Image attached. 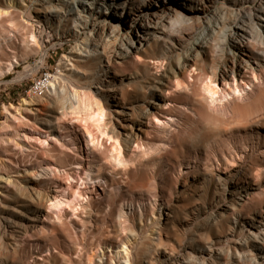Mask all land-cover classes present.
Returning a JSON list of instances; mask_svg holds the SVG:
<instances>
[{"label": "bare ground", "instance_id": "6f19581e", "mask_svg": "<svg viewBox=\"0 0 264 264\" xmlns=\"http://www.w3.org/2000/svg\"><path fill=\"white\" fill-rule=\"evenodd\" d=\"M33 14L42 16L58 35L91 33L73 53L62 57L57 65L58 73L52 74L51 82L34 91L38 97H47L49 101L45 117H36L33 123L41 126L44 133L41 143L48 145L43 150L45 153L40 151L51 160H45L43 165L41 161L39 165L38 160V165L21 164V160L14 161L9 156L12 153L17 158V153H8V147L6 151L2 149L8 143L5 142L7 138L15 148L21 149L20 152L31 148L29 143L21 142L23 137L20 131L14 130L16 127L12 123L24 122L23 113L29 110L31 113L30 108L35 103L24 99L17 106L3 107L7 119L0 128L3 146L0 147L3 150L0 151V264H30V261L32 264H264V200L259 210L248 209L245 216L242 214L247 206L258 208L253 204L255 189L250 185L253 180L246 181L253 174L248 169L241 171L239 176L214 175L218 184L223 185L224 200L229 204L224 203L213 218H207L206 226L200 225L192 235H189L191 222L187 224L191 210L179 214L174 205L164 202L161 194L156 195L154 204L150 203L152 212L158 208L152 221L150 216L153 215H146L142 209L137 220L130 212L131 219L126 205L118 208L115 203L110 205L107 199L110 190L129 194L128 186L121 184L120 179L131 169L145 170L149 178L156 170L168 172L176 168L168 159L180 153L177 146H183V151L185 146L180 132L184 129H177L181 121L176 112L185 111L193 115L192 119L200 118L209 108L206 104L215 105L218 101L215 96L220 93L224 100L230 96L238 100L240 94L244 98L242 93L248 96L264 82V0H0V18L5 15L2 18L7 20L8 16L14 25L19 23V28L24 26L22 19ZM30 34L27 42L39 48L36 36ZM9 36L8 41L12 39ZM11 47L7 50L10 53ZM10 53L0 55V76L20 65ZM46 61V53H40L39 63L33 69L39 70ZM198 82L203 83L198 86L200 90L195 88ZM195 94L200 99L194 97L196 101L191 104L189 98ZM72 115L80 125L72 122ZM208 116L207 119L204 116L205 121L211 118ZM68 117L72 121L67 122ZM208 131L205 130L200 138L198 135V147H206ZM24 137V140L31 138L27 134ZM200 157L197 154L184 160L176 157L178 171L200 168L197 166ZM227 157L230 159L231 155ZM57 158L60 161L64 158L66 164H58ZM202 168L208 176L210 168ZM61 169L68 174V170L80 172L76 175L82 183L70 182L61 191L53 190L52 176ZM258 171L253 175L255 179L260 174ZM225 172L229 171L221 173ZM139 174L142 175L134 173ZM193 179L195 184L200 183L199 178ZM97 185L107 193H98ZM94 191L98 200L90 199ZM130 194L133 201L135 196ZM206 206H193L191 212L195 217L204 215ZM107 209L111 212L110 222L115 225L101 230ZM231 214L234 221L230 223L225 219ZM72 216H76L75 220H71ZM59 229L66 236L71 230L70 236L74 234L73 237L80 236L83 240L89 234L98 236L92 238L91 235L89 243L85 239L87 244L81 243L78 237L80 243L75 245L74 251H56L43 237ZM66 239L68 243L69 235Z\"/></svg>", "mask_w": 264, "mask_h": 264}, {"label": "rangeland", "instance_id": "374dc122", "mask_svg": "<svg viewBox=\"0 0 264 264\" xmlns=\"http://www.w3.org/2000/svg\"><path fill=\"white\" fill-rule=\"evenodd\" d=\"M62 16L65 18V13H63ZM2 17H5V15L1 16V18H0V20H1L0 21V40L2 39L0 41V45L2 46V47L0 46V49H1L0 55L1 54H5V52L10 53V52L7 51L9 49L8 47H11L13 45V48L11 47L12 51H11L10 54H11V56H12V58L14 60H18L19 61L20 65L16 66V68L13 71H11V73H5L6 74L5 76L2 75L3 77L0 76V128L3 127L2 125L6 122V119H7L6 116H5V114H3V109H4L3 107L4 106H8V105H11V104L17 106L24 99H27L28 101H32L33 100V104L34 103L35 104H34V106H32L30 108V109L33 110V111L31 110L32 111L31 113H30V110H29V113H27V114L25 112H24L25 114L23 113V116L25 118L23 120L24 122H22V120H21V123H20V121H16V122L12 123V124H14L13 127L14 126L16 127V129H14V130L20 131V133H21V135L23 137L22 138L23 140H21V142L23 141L22 143H24V144H28L29 143L28 146H31V148L29 147L27 149L28 151L24 148V150L22 151L24 153H22V152H20L21 149L19 150V149L15 148V144L13 142L12 143L14 145H10L12 143L9 142L10 141L9 138H7V139L5 138L6 139L5 142L8 141L9 144L6 142L7 145L6 144L3 145L5 148L1 144H0V147L1 148L3 147L2 149L5 150V151L8 148H10V149L7 150L8 153L10 151L13 152V153H15V154L17 153L16 156L19 155L17 158L15 157V155L12 156V153H10L9 156L13 157V160L14 161H18V159H19V162H20V160H21L22 161L21 164L22 163L24 164V163H27L28 162L27 164H29V163L30 164L36 163V165H38L40 163V161H41V163L43 165V162L45 160H47V159L48 160H51V158L49 159L47 155H45L47 157L44 156V153H45L44 151H45V148H46V145H47V144H45V146H43L44 144L41 143L44 140V137H43V134L44 133H42L43 131H42L41 126H39L38 123H36V125H37L36 126L33 122H34V120H35L36 117L37 118H39V117L40 118L41 117H45V115H46L45 114V111L47 110L49 101L47 100L48 99L47 97L44 98V96H42L43 99H41L40 98L41 96L38 97L35 93H32V87H33L34 83L36 82V80L41 75L39 73L38 68H35V69H33V68L37 65V62H39L40 53H43L44 52V53H46L47 61L42 66V68L43 67L44 68H47L49 71H52V73L54 74L56 72V69H58L57 65L59 64V62L62 59V57L64 55H70L71 53H73L76 50V47L79 46L80 44H82L83 41L85 40L86 36L88 34H90L91 32L90 31H85V33H83L81 35H74V34L73 35L72 34H65V35L64 34H61V35H58L53 30V28L47 23V21L42 16L37 15V14H33L32 16H26V17H24V19H22V20H24V23L22 21V23L24 24V26L23 25H22V27L20 26L21 28H19V25H18L19 23L18 24L15 23V25H14L13 21L8 19V16H7V20H6V18H2ZM10 19H12V18H10ZM8 20H9V23H8ZM10 21H12V23ZM16 25H18V26H16ZM12 28H13V30H12ZM29 28H30V30H28ZM20 29L22 30L21 32H20ZM17 30H18V32H17ZM30 32H31V34H34L36 36V38L38 40L37 42L39 44V48H36V47L35 48L36 49H39L40 51L39 50H36L34 48L32 42H30V43L27 42L28 39L26 37L29 36V33ZM9 35L12 36V39L10 41H8V39L11 38ZM7 36H9L10 38H7ZM6 40H7V42H6ZM2 41H5V42L3 43ZM5 43L7 45H5ZM31 44H32L33 48L31 47ZM4 45H5V47L7 46V49L4 47ZM8 45H10V46H8ZM2 52H4V53H2ZM3 63L6 65V60L3 59ZM5 65H3V67H5ZM57 73H58V70H57L56 74ZM66 82H67V80H66ZM200 83L203 85L202 82H200ZM200 83L198 85L195 84L197 86V87H195V88H197V90H200V87L202 86ZM198 86H200V87H198ZM247 90H249V89H247ZM242 94L246 98L245 97L243 98V96H240L241 95L240 94L238 97H241V99L239 98L238 100L235 99V98H232L233 96L232 97L230 96V97H228V98H226L224 100V99H222L223 98V95L220 93L218 95L220 98L222 97L221 98L222 101H220L221 99H219L218 96H215V98L217 97L216 99L218 100L217 102L214 103L215 105H212L211 104L212 105L211 106L210 104H208V106H207V104H206V107H209V108H207L204 112L206 113L208 111L207 116L209 115L208 117H211L212 118V120H210L211 118H209V120H206L207 122L205 121V118L207 119V116L203 112L201 113L202 114V117L197 118V119L196 118L195 119L194 118L192 119V116L193 115L191 114L192 116H190L189 114H186L185 111H178V113L176 112V114L178 115V119H180L179 122L181 121L180 122V125L178 123V126H180L181 128L180 127H177V129H180V130L184 129V131L182 130L183 132L180 131V130L179 131L181 132L182 142H183V144L185 143L184 144L185 145L184 146V151H183V146L180 145L181 148H182V150H181L180 146H177V149L176 150L178 152H180V153H178V154H172L173 155V156L171 155L172 158L170 157L168 159L169 160L168 162L171 163V164H173L174 167H176V168H172L168 172L166 170H163V172L162 171L160 172V170L159 171L156 170V172L154 174H152V175L150 174L149 175V178L146 177V175L148 176V174L145 175V170L131 169V170L127 171L128 174L125 173L124 178H122V180L120 179V182H121V184L122 183H124V184L126 183V185L128 186V189L130 191L129 194L132 193V195L134 194L135 197L133 198V201H132L131 200V194L130 195L128 193L123 194L122 191H121V193H119L120 190H119V192L117 190H114V192H115L114 193L112 190H110V193L107 194L109 197L111 196L112 198L111 197L110 198L113 200V201H111L109 197L107 198V199H109L108 202L110 203V205H112L113 203H115L116 207H118V208L121 207V205H122V207H125L124 205H126V207H125L126 208V212L128 213V215H129V217L131 219H132L131 214L132 215L134 214V216H133V219L134 220H137L139 218L140 213H141V209H142V211L145 212L146 215H148V216L153 215V216H150L151 217V221L154 220L155 219V216L158 214L157 213L158 212V208L155 210V212L153 211L154 212V214H153L152 210L150 209V207H152V206H150L151 205L150 203H153L154 204V201L156 200V199L154 200V198L157 197L160 194L162 195L161 198L164 199V202L170 203V205L171 204L174 205V207H176V209L179 210V214H181V215H183V212L182 211H184V210L186 211L184 213H189V211L190 210L192 211V209H194L195 206H201V205L206 206L207 205L206 206L207 213L204 214V215H202V214L196 215L197 218L190 211V214H191L190 217L191 218L189 217V219L187 221L188 222L187 224H189L191 222L190 223V229L191 230H189V235H192L200 225L203 226L205 224L204 226H206L207 218L208 217L213 218L215 216V214H216V211H218L224 203L229 204V201L228 200L227 201L224 200L225 197H224V194H223L224 193L223 185L222 184L219 185L218 182L216 181V179L214 177L217 174L224 175V177H226L228 174L229 175H233V176H239V174H240L241 171L243 172V170L248 169L253 174L252 175L250 174L247 177L246 181H248L250 183L253 180L250 183V185H252V187L256 190V191L254 190V193L257 194V197H255V194L253 195L254 196V199H255L254 202H253V204H254V206L257 205L258 208L256 206H255L256 207L255 208L252 205H250V206H252L251 207L252 209H251V208H249L250 206H247L246 209L245 208L242 209L243 210L242 211V214L245 216L246 213L249 212V210L250 211L252 210L253 212H255L256 210H259V208L264 204V203L262 204V202H261V200H264V191H262V190H264V171H263V169H264V158H262V157H264V121H263L264 120V82H261L255 88V91L252 94H249L248 96L246 95V93H242ZM195 95L191 96L192 99H191V97L189 98V100L191 101V104L195 103L196 100L200 99V96L198 97L197 95L196 96ZM201 95H203V94H201ZM194 97H198V98H195L196 99L195 100ZM39 98L41 100H38L37 101V99H39ZM231 98H232V100H231ZM242 99H245V100H242ZM34 100H36V102ZM184 100L186 101V100H188V98H185ZM189 100H188V103H190ZM230 101H232V102H230ZM233 101H234V103H233ZM191 104H190V106H191ZM211 107H213V108L211 109ZM209 110H211V111H209ZM26 112H28V111H26ZM179 115H180V117H179ZM74 116L75 115H72V117H71L72 120L75 119ZM204 116H205V118H204ZM71 119H70V117H68L67 122H69V120H71ZM25 120H26L27 123L25 122ZM27 120H29V122ZM192 120H195V122L192 121ZM198 120H199L200 123L198 122ZM208 121H210L209 123L214 124V125H212V126L209 125L208 124ZM258 121H259V123H258ZM72 122L74 124H79L80 125V122H78V120H74ZM72 122H70V123H72ZM22 123H23V125L25 127L22 126ZM206 123L208 125H206ZM25 124H27V125H25ZM83 124H84V122H83ZM232 124H234V125L232 126ZM27 126H28L29 129L27 128ZM202 127H204V128L202 129ZM220 127H222V130H221ZM36 128H37V130H36ZM209 129H210L211 132L208 131ZM205 130H206V132L208 131L209 134H208L207 141H206L207 142L206 143V147L205 148H201V147H198V145L196 143L199 140L198 141H196V140L198 139V135L199 134H200L199 135V138L201 137V135L205 134ZM185 131H188V132H185ZM26 134H27V136H29V138L31 137L30 139L32 141L30 139H27V138H26L27 140H24L25 139L24 135H26ZM78 134H80L79 131H78ZM182 134H184V135H182ZM194 137H197V138L193 140ZM213 137H215V138H213ZM102 138L103 137H101L100 140H102ZM34 139H36V140H34ZM186 139H188V140L186 141ZM37 140H38V142H37ZM25 141H27V142H25ZM28 141H30V142H28ZM258 141H260L261 143L258 142ZM190 142H191V145H190ZM251 142H252V144H251ZM83 143H84V141H82V145H83ZM110 143L111 142H109L108 145H110ZM244 146H246V147H244ZM255 146H256V148H255ZM258 146L260 148H258ZM242 147H244L245 150ZM1 148H0V151H3ZM13 148L14 149H17V150H14ZM193 148H195V149H193ZM30 149H31V151H30ZM251 149H252V151H251ZM40 150L42 152H44V153H42ZM82 150H83V148H82ZM232 150L235 151V152H233ZM236 150H237V152H236ZM241 151H243V153ZM240 152H241V155L242 156L240 155ZM32 153H34L36 155H34ZM37 153H38L39 156L37 155ZM195 153L199 157L201 156L200 157L201 160L199 159L200 161H198V164H197V166L200 165V168H198V169L201 170V171L199 172L198 169H195L194 167L193 168L188 167V170L185 169V168H182L183 169L182 170L183 173L181 172L182 173L181 174L180 171H178L177 160L179 158L182 159V160H184L189 155L190 156L191 155L192 156H195L196 155ZM179 154H181V155H179ZM182 154H183V156H182ZM32 155H34L35 157L34 156L31 157ZM229 155H231L230 159L227 157ZM232 155H234V159L232 158ZM259 155H260V158L258 157ZM216 156H217V158H216ZM235 156L236 157L238 156V157L236 158ZM176 157L177 158L179 157V158L177 159ZM207 158L210 159V160H208ZM15 159H17V160H15ZM170 159H172V160H170ZM37 160H38L39 163H37ZM63 160H65V159L64 158L63 159L61 158V161L58 158L56 159V161H57L58 164H60L61 162H63V163L60 164L62 166L64 165V163L66 164V161H63ZM214 160H216V161H214ZM217 160H218V162H217ZM261 160H262V162H261ZM204 161H205V166H204ZM221 161L223 163L225 162V165ZM227 161L229 162L228 163L229 165L226 163ZM230 161L232 163H230ZM206 162L207 163L210 162L211 164H213V166L210 163H209L210 165L209 164H206ZM41 163L39 165H41ZM175 164H176V166H175ZM202 164H203V166H202ZM211 166H212V168H211ZM202 167H209L210 168L209 169L208 176H207V174L205 173V171H204V169ZM224 167H225V169H224ZM257 169L259 171H261L260 169H262V172H259ZM133 170H135V171H133ZM143 171H144V173L142 174ZM170 171H171V173H170ZM224 171H229L230 173L229 172H225V174L221 173V172H224ZM256 171H258L260 173V174L257 173V174H259V175H257L258 176L257 179H255L253 177V175H254V173ZM68 172H69V174L67 173L66 170L61 169L60 171L58 170L55 173L54 176H52V178L54 177V180L52 179L53 182L55 181L54 182L55 184L52 185L54 188L51 187L53 190L61 191V189L67 187V184H69L70 182L72 184H74V185H77L78 182L79 183H82L79 180L80 179V176L78 178V175L80 174V172H77L76 173V171H73V170H71V171L68 170ZM140 172L143 175V177L140 174L138 176H136ZM134 173L136 175H134ZM164 173H167V174H164ZM66 174H68V175H66ZM76 174H78V175H76ZM200 174L201 175L204 174L203 177ZM176 175H177V177H176ZM181 175H183V176H181ZM199 175L201 177H199ZM128 176H129V178H128ZM162 176H163V178H162ZM153 177H154V179H153ZM194 177L199 178L200 179V183L195 184L193 182V180H194L193 178ZM157 178H158V180H157ZM161 178H162V181H160ZM136 179H138V180H136ZM145 179H147V180H145ZM133 183H135V184H133ZM163 183H165V184H163ZM131 184H132V186H131ZM139 184H140V186L142 185L143 189H142V187L138 186ZM55 185L59 186L60 188L57 187V186H55ZM215 185H218V186L215 187ZM144 186H145V188H144ZM162 188H164V189H162ZM216 188L218 190L219 189L220 190L218 191ZM165 189H166V191H165ZM95 190H98V193H100L102 195H105V193H107L106 191L101 190L100 185H97L95 187ZM160 190H161V192H160ZM138 191H139V193H137ZM145 191H146V195H145ZM141 192H142V194H141ZM195 192H196V194H195ZM135 193H137V195ZM261 193L263 195H261ZM139 194H141L142 196L139 195ZM210 194H211V197H210ZM258 194H260V195H258ZM89 196L91 197L90 199H93L94 198V200H98L97 198L99 197V196L96 197L95 191H94V194H92V195L90 194ZM129 196H130V198H129ZM166 196L168 198L165 199ZM190 196L192 198H190ZM222 196L224 197L223 199H222ZM184 197L185 198L187 197V198L185 199ZM219 197H220V200H219ZM127 198H129L131 201L129 199H127ZM188 198H190L191 201ZM211 198H212V201H211ZM134 199H135V201H134ZM192 199L195 200V201H193ZM126 200L128 202H126ZM197 200H199V201H197ZM124 201L126 202V204H125ZM210 201L213 202V204L210 203ZM218 201H219V203H218ZM259 201H260V203H259ZM120 202H121V204H120ZM198 202H200V203H198ZM206 202H208V204ZM122 203H124V204H122ZM184 203H185V205H184ZM134 204H136V205H134ZM186 204L189 207H187ZM192 204H193L194 207L192 206ZM132 205H134V206H132ZM211 205H213V207H211ZM183 206H185V207H183ZM132 207H134V208H132ZM137 207H138V209H137ZM145 207H146V209H145ZM95 208H97V206ZM180 208H181V210H180ZM108 209L111 210V208H108ZM108 209L105 212V214L103 215L104 217H103L102 222H101V225H102L101 230H103V229L106 230L105 228H107V226H110L111 225V227H113L115 225L114 223L112 224L110 222V214H111V212ZM70 212H72V211L70 210ZM130 212H131V214H130ZM196 214H199V213L196 212ZM233 216H235L234 218H236V215H233ZM72 217L73 218L72 219L70 218V219L71 220H73V219L75 220L76 216H72ZM106 218H108V219H106ZM196 219H197V221H196ZM204 219H206V220H204ZM227 219H230V220H227ZM227 219H225V220L226 221H229L230 223L234 221V219L232 217V214ZM107 220H108V222H107ZM151 221H149V222H151ZM104 222H105L106 225L104 224ZM193 222H194V224H192ZM103 224L105 226H103ZM124 232H126V231H124ZM71 233H73V231L70 230V232L68 233V235H69V239L71 238L70 241L72 243L75 242V244L73 243L74 245L71 242H69V239H68V243H67V239L66 238H67L68 235L67 236L64 235V233L60 229L58 230V232L56 231V232L52 233L53 235L50 234L49 237L47 235V236H44V237L41 236V238L43 237L44 240L48 241V243H50L51 246H54V248H56V251H71V250L74 251L75 245L77 243H80L79 242L80 240H81V243H86V242L89 243L91 241L90 240L91 237H92L91 235L94 236L92 238H96L98 236V234H89L88 237H85V239L87 240L85 242V239L83 240L80 236H76V238H77L76 239L75 236L73 237L74 234H72L71 235L72 237H71L70 236ZM125 234H127V233H125ZM78 237H79L80 240L78 239ZM69 247H70V250H69ZM32 263H33V261L32 262L30 261V264H32Z\"/></svg>", "mask_w": 264, "mask_h": 264}, {"label": "built area", "instance_id": "2783aa9c", "mask_svg": "<svg viewBox=\"0 0 264 264\" xmlns=\"http://www.w3.org/2000/svg\"><path fill=\"white\" fill-rule=\"evenodd\" d=\"M38 63L39 62H37V65H38ZM39 73L41 75L36 80V82L34 83V85L32 87V93H34V91H37V88H41V85H43L44 83L51 82V80H52V74L53 73H52V71H49L47 68H44V67L40 68Z\"/></svg>", "mask_w": 264, "mask_h": 264}]
</instances>
